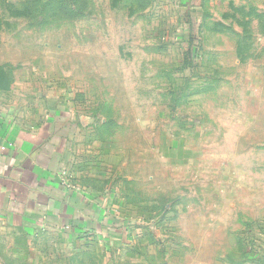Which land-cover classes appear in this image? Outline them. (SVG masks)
Masks as SVG:
<instances>
[{"label":"rangeland","instance_id":"1","mask_svg":"<svg viewBox=\"0 0 264 264\" xmlns=\"http://www.w3.org/2000/svg\"><path fill=\"white\" fill-rule=\"evenodd\" d=\"M251 78L264 84V0H0V88L27 104L69 103L72 168L97 179L110 217L135 235L160 221L139 206L140 188L177 199L213 184L207 161L234 153ZM118 227L52 244L56 261L38 256L62 232L21 240L16 251L36 256L3 264H110Z\"/></svg>","mask_w":264,"mask_h":264},{"label":"crops","instance_id":"2","mask_svg":"<svg viewBox=\"0 0 264 264\" xmlns=\"http://www.w3.org/2000/svg\"><path fill=\"white\" fill-rule=\"evenodd\" d=\"M13 90L10 86L4 93L0 88V251H8L0 252V264L34 258L14 246L54 232L64 236L58 243L49 237L48 253L38 257L61 260L63 244L81 245L82 235L98 233L99 228L113 233L107 225L108 198L98 192L97 179L72 168L76 126L69 103L55 100L48 108L27 104V97ZM244 95L243 108L236 113L247 121L235 132L234 153L207 161L213 184H204L197 195H174L177 199L172 190L152 196L140 188L139 206L160 215L157 229L152 233L141 228L138 235L133 230L114 233L104 262L264 264V84L251 78ZM171 161L179 164L178 159ZM124 200L135 202L130 194ZM121 217L116 218L126 220ZM52 244H58V253L49 251ZM100 255L105 257L92 258Z\"/></svg>","mask_w":264,"mask_h":264},{"label":"trees","instance_id":"3","mask_svg":"<svg viewBox=\"0 0 264 264\" xmlns=\"http://www.w3.org/2000/svg\"><path fill=\"white\" fill-rule=\"evenodd\" d=\"M113 222H118L119 224H121L119 226H121L125 231H128V230L131 231L127 225L128 224L127 220H120L119 218H116V217H113V218L110 217L109 221L107 222V225H111V223ZM84 233H87V232H84ZM93 234H96V233H93ZM99 236L101 237L102 235H99ZM104 242H105V239H104Z\"/></svg>","mask_w":264,"mask_h":264}]
</instances>
